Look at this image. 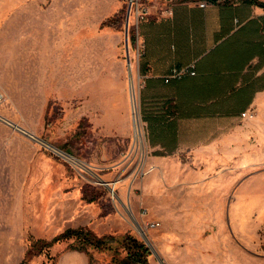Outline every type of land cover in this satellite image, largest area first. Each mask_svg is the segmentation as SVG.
<instances>
[{"label": "rangeland", "instance_id": "rangeland-1", "mask_svg": "<svg viewBox=\"0 0 264 264\" xmlns=\"http://www.w3.org/2000/svg\"><path fill=\"white\" fill-rule=\"evenodd\" d=\"M18 4L28 8L4 10ZM130 5V0H0V91L5 96L0 108V264H22L33 241L50 242L78 227L98 235L135 236L151 248V264H264V125L243 141L247 151H232L233 167L221 161L212 166L221 177L217 181L233 178L226 193L215 194V204L146 203L143 184L146 179L148 194L150 178L145 177L149 157L141 115L139 24ZM65 6L67 13L57 12ZM48 20H61L66 27L57 32L46 26ZM9 21L26 24L36 42H8L15 32ZM114 42L124 62L128 103L121 83L109 90L101 80L87 92L76 79L85 68V53L89 67L97 70L103 44L109 53L106 67L113 68ZM65 62L73 76L62 84L58 77ZM14 72L31 76L35 89L19 94L10 85L2 90L3 78ZM135 110L143 148L135 138ZM117 128L131 136L107 135ZM105 182L116 184L115 199ZM149 222L161 225L151 228ZM178 222L193 228L184 233H191L185 241L179 238L183 234L176 236ZM168 232L175 235L167 239ZM69 244L45 247L28 264H88V256L71 251ZM93 255L97 264L112 260L109 253Z\"/></svg>", "mask_w": 264, "mask_h": 264}, {"label": "crops", "instance_id": "crops-1", "mask_svg": "<svg viewBox=\"0 0 264 264\" xmlns=\"http://www.w3.org/2000/svg\"><path fill=\"white\" fill-rule=\"evenodd\" d=\"M145 1L150 5L152 15L139 25L140 93L153 122L151 130L145 123L149 157L145 177L150 178V182L149 192L145 194L144 180L143 194L147 204L170 206L174 201L209 206L216 203L212 200L217 199L215 194L226 193L228 182L233 179L227 176L223 181H217L221 177H217L218 172L213 174L212 166L221 161L233 167V159L229 157L232 151H247L248 143L243 144V141L248 142L254 129H263L264 0ZM202 3L208 5L203 7ZM26 8L28 6L18 4L6 6L4 10L21 12ZM38 8L41 9L39 5ZM68 8L72 13L71 6ZM64 10L57 12L67 13L66 6ZM85 11L87 15V7ZM46 23L57 32L65 24L61 20ZM7 25L15 29L8 37L10 43L34 44L38 39L35 34L26 32L28 26L23 22L9 21ZM117 46L114 42L113 68L106 67L109 53H105L103 44L97 50L101 57L97 70L93 71L95 65L89 67L90 54L85 53V68L81 74H76V79H81L79 85L87 87V92H90V86L95 89L93 84H100L101 80L109 90L121 83L128 103V81ZM190 66H196V76L165 83L164 79L172 69ZM63 67L58 82L65 84L73 73L69 74L66 62L61 69ZM48 74L47 69L45 75ZM10 85L15 86L19 94L35 89L33 78L18 72L3 78L2 90H7ZM201 93H208L205 103L200 101ZM169 98L173 100L172 105L180 104L178 112L176 108L172 109L175 114L168 112L170 105L166 101ZM112 112L109 114L114 117L115 110ZM107 135L131 136L130 131L118 128ZM153 171L160 173L153 177ZM202 172L209 174L211 179L204 180ZM163 220L168 222L170 219ZM188 230L193 228L178 222L176 236L183 234L179 238L185 241L191 234H184ZM173 235L168 232L167 239Z\"/></svg>", "mask_w": 264, "mask_h": 264}, {"label": "trees", "instance_id": "trees-1", "mask_svg": "<svg viewBox=\"0 0 264 264\" xmlns=\"http://www.w3.org/2000/svg\"><path fill=\"white\" fill-rule=\"evenodd\" d=\"M186 68L188 67L174 68L167 76L171 75L174 70L180 71ZM195 71L197 75L196 66ZM189 76L193 75L187 73L181 77L172 78L169 82H166V78L164 81L169 84L177 81H183ZM172 101L173 100L170 98L166 101V104L170 105L168 112L170 113L173 108H176L178 112L180 104L177 103V105L174 106L171 104ZM200 101L201 103L208 101V93H201ZM175 113L171 112V114ZM141 115L143 121L149 125L148 127L151 130L153 117L147 110L144 100L141 101ZM60 242H70L69 249L71 251L86 254L89 258L90 264H97V260L93 255L95 252L109 253L112 257L109 264H151L150 258L152 256V250L144 241L130 234L124 236H117L114 234L98 235L88 227L68 228L50 242H46L44 240L33 241L22 264H28L30 259L41 254L45 247L50 248Z\"/></svg>", "mask_w": 264, "mask_h": 264}, {"label": "built area", "instance_id": "built-area-1", "mask_svg": "<svg viewBox=\"0 0 264 264\" xmlns=\"http://www.w3.org/2000/svg\"><path fill=\"white\" fill-rule=\"evenodd\" d=\"M131 5H130V11L131 14H134V18L136 19L137 23L140 25V22L148 18L149 16L152 15V10L149 4L145 0H130ZM207 3H202L201 6L205 7L207 6ZM191 74V75H196L195 71V66H190L186 69L183 70H174L173 73L169 76H166V82H169L170 79L176 78V77H181L185 74ZM5 99L4 94L0 91V108ZM136 112H134V122L136 123ZM243 116H246V113L243 114ZM0 119H3V116L0 114ZM136 138V136H135ZM137 142V141H136ZM139 143V142H138ZM142 148L144 147V134L142 136V143H139ZM113 193V197L115 199V195L117 196L116 189L109 184L108 182L104 183ZM143 215H147V210L143 208ZM161 225L160 222H149L148 226L151 228H158Z\"/></svg>", "mask_w": 264, "mask_h": 264}, {"label": "bare ground", "instance_id": "bare-ground-1", "mask_svg": "<svg viewBox=\"0 0 264 264\" xmlns=\"http://www.w3.org/2000/svg\"><path fill=\"white\" fill-rule=\"evenodd\" d=\"M135 109H137L136 107H135ZM135 112H136V115H138L137 114V110H135ZM20 127V126H19ZM135 136H136V141L137 142H139V143H142V136H143V131H142V126H141V121H140V119H139V116L136 118V123H135ZM18 129V128H17ZM21 131V130H20ZM34 137V136H33ZM32 137V138H33ZM66 155V154H65ZM77 163V162H76ZM109 184H111L115 189H116V184H114L113 182L112 183H110V182H108ZM140 229H141V231H142V228L141 227H139ZM139 229V230H140ZM143 235H145L144 233H143Z\"/></svg>", "mask_w": 264, "mask_h": 264}, {"label": "water", "instance_id": "water-1", "mask_svg": "<svg viewBox=\"0 0 264 264\" xmlns=\"http://www.w3.org/2000/svg\"><path fill=\"white\" fill-rule=\"evenodd\" d=\"M127 57H128V62H129V64H130V53H129V49H128V44H127ZM23 132L26 133L28 136L33 137L32 134H29V133H27V132L24 131V130H23ZM142 234H143V233H142Z\"/></svg>", "mask_w": 264, "mask_h": 264}]
</instances>
